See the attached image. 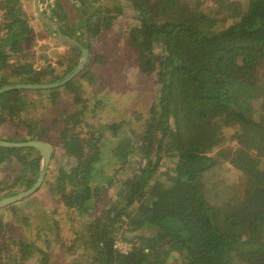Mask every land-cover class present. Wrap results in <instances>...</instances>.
I'll return each instance as SVG.
<instances>
[{
	"label": "trees",
	"instance_id": "1",
	"mask_svg": "<svg viewBox=\"0 0 264 264\" xmlns=\"http://www.w3.org/2000/svg\"><path fill=\"white\" fill-rule=\"evenodd\" d=\"M127 1L137 11L136 28L130 30L127 40L133 48L135 66L143 74L158 68V88L142 129L125 135L109 148L115 172L125 167L130 155L139 159L136 168L120 180L121 188L112 199L115 206L83 223L88 231L86 247L79 246L78 254L66 264H168L174 252L181 257L179 264H264V93L256 105L250 98L257 99L258 92L249 94V100L235 98L234 94L245 88L255 89L241 79L239 63L264 72V0ZM2 2L0 87L53 82L75 67L80 58L77 46L55 33L51 23L36 15L28 16L19 0ZM62 2L57 0L48 7L55 16L53 21L62 34L75 37L90 50L91 39L108 29L110 10H94L89 15L83 2L81 7L74 5L93 20L85 31L82 17L76 23L70 21ZM33 19L37 23L32 26ZM65 24L70 25L67 30ZM35 26L45 34L35 32ZM8 34L9 41L3 38ZM46 35L68 48L52 59L49 49L56 43L42 41L40 57L47 63L39 67L30 60L35 52L26 49ZM16 51L28 60L11 59ZM112 56L99 51L92 61L108 64ZM79 73L89 84L97 80L89 66ZM43 90L48 91L44 98ZM60 90L72 91L74 103L83 102L74 77L58 87L15 88L0 93V140L48 139L50 127L43 119L21 118V110L16 111L20 101L32 96L37 102L32 107L51 106L56 110L53 124H61L63 133L83 143L86 151L74 164L77 172L59 171L53 179L45 178L44 183H49L53 197L81 215L101 196V187L92 186L90 180L104 150L96 142L94 131L82 137L74 132L75 125L82 122L85 106L80 104L79 111L65 116V108L59 110L57 106ZM178 95L197 104L194 116L177 108ZM22 126L26 128L23 132L17 129ZM1 127L12 129L4 133ZM227 138L234 139L237 146L225 145ZM163 158L168 165L158 173ZM55 159L53 151L50 161ZM40 160L34 147L0 145V169H5L0 177V199L29 188L37 178ZM223 161L245 178L240 186L235 185V197L222 203L224 182L215 177L213 166ZM50 171L51 167L46 174ZM3 225L7 226L0 220V247L8 253L4 242L8 243L14 256H4L0 250V264H24L33 256L39 264H53L50 248L68 247L65 240L43 246L24 234L12 236L8 229L4 232ZM118 226L133 237L128 250L114 246ZM56 227L46 224L43 231L49 235ZM11 256L13 262L6 259Z\"/></svg>",
	"mask_w": 264,
	"mask_h": 264
},
{
	"label": "rangeland",
	"instance_id": "2",
	"mask_svg": "<svg viewBox=\"0 0 264 264\" xmlns=\"http://www.w3.org/2000/svg\"><path fill=\"white\" fill-rule=\"evenodd\" d=\"M56 1L57 0H42V9L46 12H50L48 9L49 5H54ZM62 1H64V3L62 2V9L67 13V17L70 21L76 23L77 20L80 19V14L83 15V27L85 31L89 26V21L90 23L93 21L92 19L88 20L84 15L85 13L107 8L110 10L111 14V16L108 17L110 23L108 29L101 30L96 37L91 39L90 45L92 47L89 50L88 59L84 65V67L89 66L92 72L95 73L97 80L89 84L87 80L79 76L80 73L74 77L75 84H79L81 88L80 96L83 102L80 104H84L85 106V112L81 115L82 122L75 125L74 132H78V136L82 137L88 136L90 131H94L96 142L99 143L104 150V157L97 164V168L90 180L92 186L99 185L101 187V196L97 198L88 212H84L80 215L75 210L67 208L57 200L56 197H53L49 191V183L46 182L45 184L43 180L38 187L39 189L37 188L30 196L4 207L5 209L3 207L0 208V220L4 222V224L5 222L7 224V226L3 225L5 228L4 232H7L8 229V234L12 236H18L20 234L27 235L30 239H37L40 241L43 246H46L49 242L53 244L62 240L67 242V248L59 245L54 246V249L50 248V258L54 262L53 264H66V261L70 260V257L78 254L77 248L79 246L86 247L84 239L88 231L85 230L83 223L87 222L91 216L93 217L115 206L112 199L114 198L113 194L116 190L121 188L120 180H123L126 175H129L130 172L136 168V163L139 162V159L134 155H130L128 158L129 162L125 167L115 172V170H113L115 164L109 158V148L113 147L118 140L125 135L136 134L142 129L141 125L149 116L148 109L156 95L159 79L158 68H154L150 74H143L135 66L133 48L128 44L127 40L129 39V33L132 29L136 28L134 25L136 24L135 16L137 11L133 9L129 1L88 0L87 3H89L90 7L86 5L85 13H81L74 8V4L80 6L79 4L83 0ZM89 1H91V3ZM99 1L101 3H98ZM32 4L33 0H19V5H21L22 9L30 17L36 15ZM2 5L3 2L0 0V19L3 13ZM62 9L59 7L60 12H63ZM212 11L214 10L212 9ZM36 23L37 20H31L32 26ZM37 27L38 26H35V32H39V35L40 33L45 34V30H40L41 28ZM3 38L9 41L11 34ZM44 40L51 43L55 42L49 35H46L40 37L37 41H33V44L26 49L27 52H29V50L35 52V54H32L30 60L39 67L45 66L47 63V61L40 57L43 53L41 50V43L39 42ZM57 42L56 40V44H54L52 50L49 49L50 54L54 56L52 59H55L60 54V51L63 50L61 46H56L58 45ZM99 51H102L104 54L111 53L113 56L110 62L112 60L113 62L101 64L92 61L93 56ZM21 54V51H16L15 56L11 59H14V61H27L28 58L21 56ZM238 65L241 79L247 84L253 85L255 89L245 88L243 90H238L234 92L235 98L249 100V94L256 91L259 93L257 99L250 98L253 104L256 105L261 100L260 96L264 93V79L261 80L264 78V72L261 68L258 69L254 65L244 63H239ZM29 92L30 91L26 92V94L29 95ZM32 94L34 95V93ZM47 95L48 91L43 90V98ZM73 96L74 93L72 91L60 90L57 106L60 108L59 110L65 108L66 111H63L65 116L67 113L79 111L81 107L80 104L78 105L73 102ZM34 103L37 102H34L31 96L24 101H20L16 107V111L21 110V118L25 120L34 117L41 118L50 127L48 139L46 141L53 145L54 158L56 159L49 162L47 169L51 167V171L49 174H45L46 177H44V179H53L54 176L62 170H65L64 172L67 174L72 173L70 170L77 172V168H75L74 164L79 158L84 156L86 151L84 144L73 141L70 137L65 135L62 131L61 124H53L56 110L51 106H48V108H34L32 107ZM176 106L180 110H185L190 116H194L197 112V104L186 102L180 95L176 98ZM109 124L116 125L114 127H109ZM1 129L6 133L12 128L1 127ZM17 129L21 132L26 130L23 126ZM224 134H227L229 137L227 131H225ZM224 144L230 146V148H235L237 146L235 140L230 138H227ZM167 165V160L163 158L157 172H163ZM4 173L5 169H0V177L3 176ZM213 173L215 177L224 182V189L221 194L224 200L222 203L235 197L234 194L238 191L235 185L240 186V182L244 181L243 178H245V176L226 161L215 164L213 166ZM111 178L112 180L114 179V181L108 182L107 180ZM45 214L46 216H44ZM46 217H48V219L44 221ZM46 224L57 227L52 229L54 232L47 235L43 231ZM239 224L240 223L237 225L239 226ZM106 226L110 229L109 222H106ZM123 229L124 227H117L114 246L125 251L130 248L131 239L133 237L130 235L131 233L125 232ZM1 234H3V230L0 232V235ZM4 239L3 237V241ZM4 244L9 251L8 253L5 252L1 246V253L4 256L5 253L14 256L12 247L6 242H4ZM71 244H73L72 251L70 248ZM12 256L6 259L9 262H13L15 258L12 259ZM180 259L181 257L174 252L169 257L168 264H179ZM24 264H39V261L33 256Z\"/></svg>",
	"mask_w": 264,
	"mask_h": 264
},
{
	"label": "water",
	"instance_id": "3",
	"mask_svg": "<svg viewBox=\"0 0 264 264\" xmlns=\"http://www.w3.org/2000/svg\"><path fill=\"white\" fill-rule=\"evenodd\" d=\"M33 10L37 17L44 20L45 22L52 23L55 26V30L62 39L71 42L75 46H77L80 50V58L75 65V67L69 71L66 75H64L59 80L49 82V83H19V84H8L0 87V93L15 89V88H30V89H39V88H50V87H58L65 82L69 81L73 77H75L84 67L85 63L87 62L88 55H89V49L81 44L79 41H77L73 37H69L67 35H64L60 32V29L55 21L50 20L49 17L42 14V0H33ZM0 145L2 146H9V147H18V146H31L34 147L36 150L39 151L41 155L40 160V166L37 178L35 182L26 190L20 191L18 193H15L13 195H9L6 197H3L0 199V208L5 207L9 204H12L14 202H17L19 200H22L28 196H30L33 192L37 190V188L41 185V183L44 180L47 166L49 165V162L51 160L52 154H53V146L44 140L39 139H32L28 141H22V142H9L5 140H0Z\"/></svg>",
	"mask_w": 264,
	"mask_h": 264
},
{
	"label": "crops",
	"instance_id": "4",
	"mask_svg": "<svg viewBox=\"0 0 264 264\" xmlns=\"http://www.w3.org/2000/svg\"><path fill=\"white\" fill-rule=\"evenodd\" d=\"M87 1H88V0H83V1L80 2L79 5H81V3L83 2V4H84L85 6L87 5V7H90V5H89V3H87ZM89 2L91 3V1H89ZM98 3H101V2L99 1ZM74 5H76V4H74ZM32 6H33V5H32ZM76 6H77V5H76ZM77 7H79V6H77ZM45 12H46V11H45ZM45 12H44V15H45ZM76 13H78V12H76ZM81 13H82V12H81ZM88 14H89V13H88ZM74 15H75V14H74ZM45 16L49 17L50 20H54V18H55L54 14L51 13V12H50V13L47 12V15H45ZM75 16H76V15H75ZM85 16H86V18H87V15H85ZM80 17H83V15L80 14ZM82 19H83V18H82ZM76 20H77V19H76ZM51 25L53 26V28H54V30H55V26H54V24L51 23ZM62 26H63V24H62ZM69 26H70V25L65 24V27H63V28H65V29L67 30V29L69 28ZM58 27H59V26H58ZM55 32H56V30H55ZM52 33H54V32H52ZM52 33H51V34H52ZM78 34H79V31H76V32H75V35L77 36ZM52 35H53V34H52ZM64 35H66V34H64ZM67 36H68V35H67ZM69 37H70V36H69ZM74 38H75V37H74ZM51 39L54 40V41L56 42V39H54V38H52V37H51ZM39 43H41V42H39ZM57 43H58V42H57ZM56 46H61V47H62L63 50L60 51V54H61L62 52H64V51H66V49L68 48L66 45H64V44H62V43H61V44H58V45H56ZM52 49H53V48H52ZM60 54H59V55H60ZM49 55L52 57V55L50 54V52H49ZM13 60H14V59H13Z\"/></svg>",
	"mask_w": 264,
	"mask_h": 264
},
{
	"label": "flooded vegetation",
	"instance_id": "5",
	"mask_svg": "<svg viewBox=\"0 0 264 264\" xmlns=\"http://www.w3.org/2000/svg\"><path fill=\"white\" fill-rule=\"evenodd\" d=\"M79 7H81V5Z\"/></svg>",
	"mask_w": 264,
	"mask_h": 264
}]
</instances>
